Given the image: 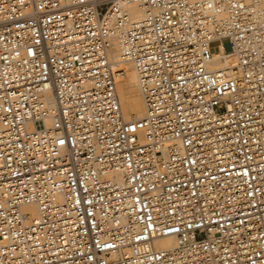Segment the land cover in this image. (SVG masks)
Segmentation results:
<instances>
[{
    "label": "built area",
    "instance_id": "obj_1",
    "mask_svg": "<svg viewBox=\"0 0 264 264\" xmlns=\"http://www.w3.org/2000/svg\"><path fill=\"white\" fill-rule=\"evenodd\" d=\"M0 264H264V0H0Z\"/></svg>",
    "mask_w": 264,
    "mask_h": 264
},
{
    "label": "bare ground",
    "instance_id": "obj_2",
    "mask_svg": "<svg viewBox=\"0 0 264 264\" xmlns=\"http://www.w3.org/2000/svg\"><path fill=\"white\" fill-rule=\"evenodd\" d=\"M110 57L113 61L114 69L119 70L122 73L117 80V91L124 119L129 121L143 117L146 113V105L138 73L134 63L121 56L119 40L113 42ZM236 61L237 58L233 52H225L221 50L214 55L209 66L212 69H224L228 66L235 65ZM51 105L52 107H55L53 99L51 100ZM26 210L34 215L38 214V209L34 205L26 206ZM157 244L159 247H174L176 240L173 236H167L159 239Z\"/></svg>",
    "mask_w": 264,
    "mask_h": 264
},
{
    "label": "rangeland",
    "instance_id": "obj_3",
    "mask_svg": "<svg viewBox=\"0 0 264 264\" xmlns=\"http://www.w3.org/2000/svg\"><path fill=\"white\" fill-rule=\"evenodd\" d=\"M224 42H225L226 44L228 43V41H227V40H225ZM227 47H229V46L227 45Z\"/></svg>",
    "mask_w": 264,
    "mask_h": 264
}]
</instances>
